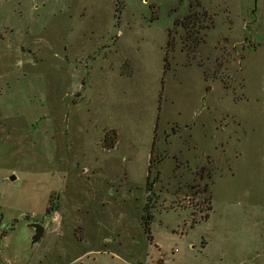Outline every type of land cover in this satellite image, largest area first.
<instances>
[{"label": "rangeland", "instance_id": "obj_1", "mask_svg": "<svg viewBox=\"0 0 264 264\" xmlns=\"http://www.w3.org/2000/svg\"><path fill=\"white\" fill-rule=\"evenodd\" d=\"M199 1L0 0V264H264V0Z\"/></svg>", "mask_w": 264, "mask_h": 264}, {"label": "trees", "instance_id": "obj_2", "mask_svg": "<svg viewBox=\"0 0 264 264\" xmlns=\"http://www.w3.org/2000/svg\"><path fill=\"white\" fill-rule=\"evenodd\" d=\"M190 9L191 10L183 18L176 19L174 24L175 27H179L184 31L185 38L183 39V45L186 46V44L190 43V45H187V47L183 48L187 50L195 49L200 44H202L206 37V32L209 29H211L213 26L211 17L208 16L205 10L201 9L199 0H194V3L190 5ZM201 32H204L205 35H203L202 37H197L196 34H199ZM170 35L171 32L169 33V39L167 42V47H166L167 52L174 50V40L170 38ZM166 69H168V65H166ZM208 89L209 88L207 87V90ZM112 143H114V141H112ZM112 143L110 145H107L106 147L112 148L113 147ZM149 172H151V169L149 170ZM157 173L158 171H156V174ZM149 178L150 176L148 175L147 177L148 185L151 186V184L153 183L156 177L154 178V180H152V182H150ZM150 186H148V190H150L149 189ZM210 210L211 209H207V211Z\"/></svg>", "mask_w": 264, "mask_h": 264}, {"label": "water", "instance_id": "obj_3", "mask_svg": "<svg viewBox=\"0 0 264 264\" xmlns=\"http://www.w3.org/2000/svg\"><path fill=\"white\" fill-rule=\"evenodd\" d=\"M14 179H15L14 176L9 177L10 181H13ZM28 226L34 230V235L31 240L32 245H34L35 243H38L41 240V238L45 233V230L42 224L36 222L30 223Z\"/></svg>", "mask_w": 264, "mask_h": 264}, {"label": "flooded vegetation", "instance_id": "obj_4", "mask_svg": "<svg viewBox=\"0 0 264 264\" xmlns=\"http://www.w3.org/2000/svg\"><path fill=\"white\" fill-rule=\"evenodd\" d=\"M37 223V222H36Z\"/></svg>", "mask_w": 264, "mask_h": 264}]
</instances>
